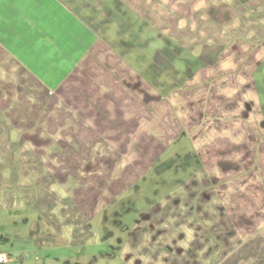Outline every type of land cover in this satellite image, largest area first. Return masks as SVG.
Instances as JSON below:
<instances>
[{"label":"rangeland","instance_id":"rangeland-1","mask_svg":"<svg viewBox=\"0 0 264 264\" xmlns=\"http://www.w3.org/2000/svg\"><path fill=\"white\" fill-rule=\"evenodd\" d=\"M87 2L94 5H74L94 15L98 38L113 55L98 42L93 75L90 70L62 92L65 121L43 124L44 130L71 131L64 140L77 153L64 154L63 167L53 155L61 153L54 139L36 140L49 146L46 154L22 148L15 158L0 154L12 164L24 160L32 179L11 190L0 187V252L12 264H125L120 242L129 231L122 230H133L151 201L170 196V224L205 221L207 248L219 249V264H264V63L256 67L264 61V0ZM142 19L148 24L140 25ZM125 46H135L132 62L143 65L141 71L114 56ZM169 50L176 58H168ZM163 63L166 71L154 70V85L144 78L150 64ZM161 82L185 87L163 99ZM91 116L104 131L81 120ZM78 143L90 152L78 153ZM50 174L47 184L55 180L64 189L53 199L58 204L51 198L58 190L48 195L46 208L42 183ZM129 205L136 210L127 212ZM185 240L189 248L193 242Z\"/></svg>","mask_w":264,"mask_h":264},{"label":"crops","instance_id":"crops-1","mask_svg":"<svg viewBox=\"0 0 264 264\" xmlns=\"http://www.w3.org/2000/svg\"><path fill=\"white\" fill-rule=\"evenodd\" d=\"M79 1H86L88 8L94 5L87 2L89 0H0V154H9L10 156L13 153L15 158L17 149L21 148L24 151L37 149L36 152L42 149L43 152L40 150L41 154H46L49 146L45 150L44 145L36 140L54 139L57 140L61 153L56 151L57 153L54 152L53 155L58 154V165L63 167L66 164L63 155L75 152L73 145L70 148L64 140L67 136L71 135L72 137L71 131L67 134L66 131L44 130L43 124L51 123L53 128V122L62 123L65 121V99L62 97V92L71 88L73 82L82 79L83 76L87 78L93 75L98 64V42L105 45L112 54L111 46L105 38H98V25L94 22L91 23V20H94V15L91 12L90 14H86L84 11L80 12L77 9L78 4L74 5ZM109 1H112L113 4V0ZM119 5L121 10L127 9V4L125 6L121 2ZM129 17L128 20L132 19V16ZM142 22L140 25L148 24L143 19ZM133 23L135 22L129 23L127 26L134 27ZM121 42L130 43L126 40ZM135 50V46H132L131 51L134 53L128 50L129 54L128 51H124L123 55L118 53L114 56L120 58L125 68L141 71L143 65L140 63H143L144 57L137 58L140 68L134 67L132 59ZM90 70L92 72L87 76ZM53 107L54 109L62 108V113L52 114ZM95 116H91V121L89 117L80 118L93 123L98 133H101L105 130L104 124ZM102 118L107 122V117ZM118 120H120V128H125L121 123L126 120L122 118ZM98 124H102V127H99ZM120 134L122 135V133ZM55 135L56 137H54ZM22 139L21 145L20 140ZM105 139H101L100 142L103 143ZM78 147L80 151L78 153L90 152L83 144L78 143ZM104 150L103 148L101 152ZM17 162L15 160L12 164V157L6 161L0 159V187L11 190L12 185H16L17 181L26 182V185L32 181L30 175L26 174L29 168L25 166L24 160H21L22 163ZM224 164L226 163L223 162V167ZM48 168L52 173L55 168L54 163ZM61 169L63 170V168ZM52 175L45 177V182L42 183L44 191L47 193L46 208L51 202L49 199L47 200L48 195L51 197L52 191L58 190V193L51 197L52 203L58 204L59 202L57 200L55 202L53 199H58L59 195L61 196L60 191L62 188L64 189L63 183L55 180L47 184ZM66 180L68 181L69 178ZM66 180L63 179L62 182H66ZM182 183L181 181L179 187ZM50 187L49 192L46 188L49 190ZM9 194L12 199V191ZM116 194H118V190H116ZM101 197L99 195L98 199L102 200L103 197ZM105 199L107 201L110 198ZM170 202V196L169 198L165 196L158 202L151 201L148 210L139 214L133 230H122L129 231L127 238L120 242L122 245L121 257L124 259V263L219 264V249L213 250L215 251L213 252L207 248L209 241L205 240L206 231H202L207 228L201 225L205 221L198 222L196 220V223L199 224L192 222V227H173L170 224L173 222H169L174 211L169 209ZM176 202L177 200L172 201L173 204ZM107 204L109 205V202ZM132 208L129 205L127 212L136 210L135 207ZM53 211L47 212L51 220L54 219ZM192 211L193 214L197 208L193 207ZM86 225L90 226V221ZM55 226L57 227V225ZM170 226L173 229H170ZM185 230L189 232L185 233ZM201 232L204 234L201 235ZM185 239H188L189 243L193 242L189 248H185L182 244V242H187ZM206 248V252L203 253Z\"/></svg>","mask_w":264,"mask_h":264},{"label":"trees","instance_id":"trees-1","mask_svg":"<svg viewBox=\"0 0 264 264\" xmlns=\"http://www.w3.org/2000/svg\"><path fill=\"white\" fill-rule=\"evenodd\" d=\"M125 51H128V47L127 46H125ZM123 52L124 51H122L121 53H119L120 55H123ZM171 53V54H170ZM168 54H169V57L168 58H173V57H175L176 55H177V51L176 52H173V51H168ZM262 63H264V61H261V63L260 64H258L256 67H258L259 65H261ZM162 66H159V65H157V64H150L147 68H146V70H145V72H144V78H148V77H150L151 78V82H152V84H153V82H154V80H155V76L156 75H158V72H154V70L155 69H159V71L161 72V71H166V65H165V63H163V64H161ZM201 67V66H200ZM200 67H196V72H198L200 69ZM142 75V74H141ZM154 75V76H153ZM174 79V78H173ZM154 85V84H153ZM161 87H162V85L165 87V90H162V92L160 93L161 94V96H162V98L163 99H169L168 97L170 96V93H172L173 91H175L176 89H180V88H184L185 86L182 84V85H177V86H173V85H171V86H169L166 82H161ZM154 87V86H153ZM155 88V87H154ZM0 237L1 238H3V236L2 235H0Z\"/></svg>","mask_w":264,"mask_h":264},{"label":"built area","instance_id":"built-area-1","mask_svg":"<svg viewBox=\"0 0 264 264\" xmlns=\"http://www.w3.org/2000/svg\"><path fill=\"white\" fill-rule=\"evenodd\" d=\"M2 239L0 237V244L2 243ZM28 256H26L27 258ZM13 260L10 258V256L6 253L0 252V264H12Z\"/></svg>","mask_w":264,"mask_h":264},{"label":"flooded vegetation","instance_id":"flooded-vegetation-1","mask_svg":"<svg viewBox=\"0 0 264 264\" xmlns=\"http://www.w3.org/2000/svg\"><path fill=\"white\" fill-rule=\"evenodd\" d=\"M154 76V75H153ZM191 160V159H190ZM181 167L183 168V165H181Z\"/></svg>","mask_w":264,"mask_h":264}]
</instances>
